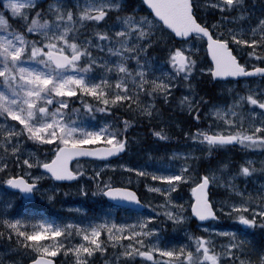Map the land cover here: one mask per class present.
Returning <instances> with one entry per match:
<instances>
[{"label": "snow or ice", "instance_id": "1", "mask_svg": "<svg viewBox=\"0 0 264 264\" xmlns=\"http://www.w3.org/2000/svg\"><path fill=\"white\" fill-rule=\"evenodd\" d=\"M198 72L246 83L221 102L200 87ZM72 98L80 103L70 109ZM81 113L116 119L90 125ZM138 126L156 141L147 150L156 167L106 162L138 143L128 135ZM174 139L183 150L168 147ZM230 147L264 152V0H0V241L8 264H264V159L237 163L222 155ZM80 158L158 182L144 184L158 203L145 204L131 176L113 182ZM86 175L91 191L80 183ZM45 178L136 215L10 217L16 196L54 200L60 188L49 194ZM189 185L186 214L179 191ZM222 217L233 224L213 223ZM191 218L200 234L178 244L165 238L169 225L185 228Z\"/></svg>", "mask_w": 264, "mask_h": 264}, {"label": "trees", "instance_id": "2", "mask_svg": "<svg viewBox=\"0 0 264 264\" xmlns=\"http://www.w3.org/2000/svg\"><path fill=\"white\" fill-rule=\"evenodd\" d=\"M204 58H205L204 54H202V59H204ZM208 64H209V62H208V59L206 57L205 62L202 63V67H207ZM200 81H201L200 87L204 91H207L209 93V95L214 100H219L221 102L227 100V98H225V95L222 93V91L219 90L220 84L214 83L210 76H208V75L204 76L203 78L200 79ZM177 95H179V93H177ZM79 103H80L79 99L72 98L70 100V109L72 107H77L79 105ZM80 115H81V117H83V113H81ZM83 118L86 119L88 121V123L90 121L102 122V121H114L116 119V117L114 115H107V114H97L96 115V119H94V120L90 119L88 117H83ZM177 119H179V118H177ZM184 127L187 128L188 126L186 125ZM135 130H141V131H143L145 133L148 132V129L146 127L138 126V127L133 128L128 133V135L130 137H132L131 133L133 131H135ZM179 134H180L179 133V129H176V130H174L172 132V135L174 137H178L177 135H179ZM148 138L149 139L144 144V148H146L147 150H154V148L157 147L156 141L154 140V138H151L150 136H148ZM172 141L168 144L169 148H172V145H173ZM229 149H232V148H228L227 150H225L222 153V155L226 156ZM132 150H133V148L126 152V154L121 159V161H119L120 164H126V165H130L132 167L147 168L148 170L154 169L156 167L155 163H153V162L148 160L147 151H145L143 149L139 153L138 160L136 162H134L133 161L134 158L132 156H130V152ZM233 150H234V148H233ZM164 151H165V149H161L160 154H163ZM248 156L249 155H247L245 153H238L237 151H235V154L233 156H231V157H228V158H230L233 161L238 163V162L241 161V157H248ZM82 163L83 162H79L80 165H82ZM85 164H86L85 169L89 173L94 174L93 173V169H91V167L88 166L89 164L91 166L92 162L91 163H85ZM146 166H150V168H148ZM101 174H102L103 178L111 177L113 182H116V183L125 182L129 178V176H131L132 177V187L134 188V190H136L139 193L140 197L142 198V201L145 204H147V201L145 199L144 193L141 192V188L140 187L143 184H145V183H149L150 182V178L139 177L137 179L134 173H129L126 170L120 169L119 167L116 168L115 170H113V169L112 170H106L104 172H101ZM139 179H143V183L141 184V186H139L140 185L139 182H138ZM84 180H85V184L89 187V190L91 191V189H92L91 176L90 175H86ZM190 187L191 186H189L186 189V191L191 192L190 191ZM12 195L13 194H11V197H12ZM220 198H221L220 196H217V199H220ZM64 199L65 198L59 197V195H58V196H55L54 200H52V201L47 200L45 202H39L37 204H32L30 202V200H25V199H20V198H16L15 197V199L12 200V205L13 206L11 208L7 209V211L9 212L10 217H17V216H19V217H28V216H32L35 219H40V218H50V219L56 218L57 219L58 217L67 216V213L69 215H74L70 211L66 210V208H68V206L73 204L70 207L73 211H75V209H77V208L82 210L80 212L75 211L76 212L75 215H78L79 217H72V219L77 221V222H79L81 220L97 218V217L98 218H102L109 211H111V214H113L112 213V211H113L112 208L109 205H107L106 201L101 196L92 197L91 195H89L88 197H83V196H79L77 194H74V198H67L65 200ZM156 203H158V202H156ZM147 211H149V209ZM117 212L119 213V215H121L123 213H125L127 215L129 214V215H132V216L136 215V214L129 213V212H126V211H121V210H118ZM232 224H233V221L229 222V223H226L227 226L232 225ZM0 242L2 243V245H5V247L7 248V245L3 241H0ZM175 242H176V244L184 243V240L175 239ZM61 259H63V257H61ZM61 259L57 260V264H61ZM65 264H69V262L66 261Z\"/></svg>", "mask_w": 264, "mask_h": 264}, {"label": "rangeland", "instance_id": "3", "mask_svg": "<svg viewBox=\"0 0 264 264\" xmlns=\"http://www.w3.org/2000/svg\"><path fill=\"white\" fill-rule=\"evenodd\" d=\"M201 59H202V56H201ZM200 67H202V64L200 65ZM207 75L208 74L205 73L204 76H207ZM201 78H203V77H200L199 72H198L197 73V79L200 80ZM245 83L246 82H243V83H241L239 85L231 84L232 86H229L227 84H222V85H220L219 90L222 91V93L225 95V98H227L228 101H231L232 95L234 94V92H241V93L243 92L242 85H244ZM230 90H234V92H232ZM69 118H71V117H69ZM104 122H108V121H102V122L90 121L89 124L90 125H99V124L104 123ZM131 135H132V137H136V140L138 141V143L134 144L133 150L130 152V156H132L134 158L133 161L136 162L138 160V156H139V153L141 152V150L143 149V150L147 151V149L144 148V144L149 138H148L147 133H145V132H143L141 130H135V131H133L131 133ZM179 135H177V136H179ZM172 142L178 149L183 150L184 145H183L182 141L174 139ZM154 149H156V147ZM235 151H237L238 153H245V154L249 155L248 157H241V160H243L245 158H249V157L253 158V159H256L258 161L261 160V159H264V152H261L260 150L250 151V150H247V149H241L239 147H235L234 150L233 149H229L226 156L227 157L233 156L235 154ZM119 164H120V162L118 164H115V165H119ZM82 167L85 168L86 166H82ZM146 167L150 168V166H146ZM91 169L99 170L100 172H104L106 170H112V168H107V169L103 168L102 164H95V165H93V167H91ZM17 172L19 173V170H17ZM0 179H2V178H0ZM84 179H85V176L80 180V183L85 184V180ZM138 182L140 184L139 186H141V184L143 183V179H139ZM41 183H42L44 188L50 190L49 194H53L52 190L55 187H57L54 184V182H52L51 180H48L47 178H45V180L42 181ZM152 183H158V182L152 181ZM76 187H77V185H75L74 187H71V188H66L64 190H60L59 193H54V197L59 195V197H63L65 199L74 198V194H75L74 189ZM249 187H252L251 181L249 182ZM5 188H6V186L3 185L2 182H0V192L4 191ZM187 188H188V186L183 188V190L179 191V202L183 203L186 206V214L190 213V211H191L190 207H189V203H190V200L192 199V193L189 192V191H186ZM61 191H64V192H61ZM65 192H68L69 194L68 195H64ZM142 192L144 193V196H145V199H146L147 203L150 202L153 205L157 204L156 201H158V199L156 198V194L150 193L145 187L143 188ZM8 195H9V197H11V194L9 192H8ZM47 200L48 199L46 197L37 194L36 196H34L30 200V202L32 204H37L39 202H45ZM72 205L68 206V208H66V210L69 211V209H71L70 207ZM2 210H4L3 209V204H2V202H0V211H2ZM70 212L72 214H74V215H69L67 213V216L58 217L57 219H50V220H56V221H59L61 223H66L67 222V218H69V217H71V218L72 217H79L78 215H75L76 214L75 211L72 210ZM112 213H113L112 216L116 218L117 222H120V219L122 217L129 216V214L127 215L125 213L119 215V213L116 210L115 211L113 210ZM229 222H232V220L230 218L222 217L221 220L216 221L214 223L215 224H219V225L227 228L226 223H229ZM185 228H186V231H185ZM185 228H178L173 233H165V238L170 243L176 244L175 239L184 240V242L187 240L188 237H187L186 233H188V234H190V233L200 234V232H201V229L197 227V223L193 220V218H191L186 223ZM57 239H59V238H57ZM78 241H79V237H77L76 240H74V243L78 242ZM217 242L219 243L220 241L218 240ZM5 248L6 247H4L2 245V243L0 242V258H3L5 260V263L8 264V261L10 259V255H9L8 251H5Z\"/></svg>", "mask_w": 264, "mask_h": 264}, {"label": "water", "instance_id": "4", "mask_svg": "<svg viewBox=\"0 0 264 264\" xmlns=\"http://www.w3.org/2000/svg\"><path fill=\"white\" fill-rule=\"evenodd\" d=\"M146 7V6H145ZM208 59H209V61H211V57L210 56H208ZM215 82H229V81H233V82H237V80L235 79V78H232V77H220V78H215V79H213ZM240 81H243V80H240ZM239 81V82H240ZM125 153H123L122 155H118V156H116V157H109V158H107V161H112V160H116V159H119V158H121L123 155H124ZM79 160H98V159H96V158H80ZM76 161V158H74V160H73V162H72V164L74 163ZM58 183H60V182H58ZM64 183H66V184H72V183H68V182H64ZM14 191V190H13ZM106 200L109 202V203H111V204H114L115 202H110L107 198H106Z\"/></svg>", "mask_w": 264, "mask_h": 264}, {"label": "bare ground", "instance_id": "5", "mask_svg": "<svg viewBox=\"0 0 264 264\" xmlns=\"http://www.w3.org/2000/svg\"><path fill=\"white\" fill-rule=\"evenodd\" d=\"M209 90V89H208ZM240 91V90H239ZM219 92V91H218ZM186 126V125H185ZM172 149H177V147L173 144L172 145ZM122 181V180H121ZM152 183V181H151V179H150V182H149V184H151ZM190 186V185H189ZM188 186V187H189ZM141 188V192H142V190H143V188H144V184L140 187ZM139 194V193H138ZM216 199H217V197H216ZM156 202H158V201H156ZM117 210H119L118 208H116ZM193 220H195V218H193ZM196 221V220H195ZM173 232H175V230H173L172 229V227H171V225H169V228H168V230H167V232L166 233H173Z\"/></svg>", "mask_w": 264, "mask_h": 264}]
</instances>
